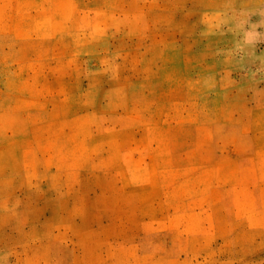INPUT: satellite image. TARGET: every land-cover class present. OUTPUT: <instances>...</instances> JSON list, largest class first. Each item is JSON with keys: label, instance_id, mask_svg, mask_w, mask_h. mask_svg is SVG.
Here are the masks:
<instances>
[{"label": "rangeland", "instance_id": "374dc122", "mask_svg": "<svg viewBox=\"0 0 264 264\" xmlns=\"http://www.w3.org/2000/svg\"><path fill=\"white\" fill-rule=\"evenodd\" d=\"M257 24L264 0H0L5 264H264Z\"/></svg>", "mask_w": 264, "mask_h": 264}, {"label": "clouds", "instance_id": "9594fccd", "mask_svg": "<svg viewBox=\"0 0 264 264\" xmlns=\"http://www.w3.org/2000/svg\"><path fill=\"white\" fill-rule=\"evenodd\" d=\"M244 24H248V19L247 18H244L243 20H242V22H241V24H240V29H241V31H243L246 35L248 34L247 33V29H245L244 28ZM251 27H262V26H264V25H259V24H257V25H250ZM257 35H259V34H257ZM6 259H7V257H0V264H5V262H6Z\"/></svg>", "mask_w": 264, "mask_h": 264}]
</instances>
